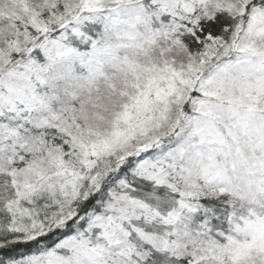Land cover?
Masks as SVG:
<instances>
[{
    "label": "rangeland",
    "instance_id": "rangeland-1",
    "mask_svg": "<svg viewBox=\"0 0 264 264\" xmlns=\"http://www.w3.org/2000/svg\"><path fill=\"white\" fill-rule=\"evenodd\" d=\"M89 1L0 0V20L6 21L5 15L9 20L5 28L0 23V36L9 39L13 28L19 26L21 31L16 35L21 33L28 40L26 33L35 26L29 16L33 9H43L50 16L57 12L70 14L88 6ZM92 1L111 6L115 20L110 25L105 23L98 42L92 43L86 52L54 43L52 64L36 71L35 79L27 80V96L20 97L22 108L17 110V115L22 110V122L30 118L43 129H55L71 137L73 132H78L81 136L74 140L70 150L76 159L61 165L63 160H59V149H56L49 158H44L48 159L47 168L54 165V175L49 178L47 168H40L44 159L35 146L46 137L45 133L29 142V137H33L31 130L27 136L17 134L14 128L0 130L2 137L7 138L0 148V176L9 177V189L5 191L12 193L11 197L5 195L2 205L8 218L5 230L14 231L17 240L27 241L45 235L58 223L66 224L73 219L75 215L70 208L74 203L63 212L62 208L70 203L62 206L63 201H76L86 185L91 187L100 178V172H90L89 149H93L94 155L110 158L102 159L100 170L103 172H110L131 158L136 163L135 174L153 182L172 183L171 190L177 192L178 200L169 202L166 215L155 213L160 216L162 236L159 237L164 240L161 246L164 250L189 255L197 264H253L257 259L256 264H264V176L257 180L247 170L252 162L253 169L264 172V7L253 9L239 35L230 37L231 43L234 42L232 47L227 42L219 44V39L207 38L192 57L179 41V35L184 30L192 32L199 15L217 9L233 16L241 15L246 5L243 0H155L161 9L157 12H148L140 4L143 0ZM134 2L138 7L126 11L125 7ZM24 19L27 23L22 22ZM230 48L234 54L211 77L192 78V72L210 64L212 57L218 55L219 59L227 55ZM1 51L0 62H5L7 56ZM174 53L179 62L172 57ZM156 58L161 61L160 65ZM84 80L92 87L82 97V106L77 110L64 106L62 96L67 93L66 100L73 103L71 99L80 95ZM186 90L200 94H195L190 102L198 120L189 134L191 143H179L155 157L145 154L147 149L164 143V138L143 137L135 141L134 138L146 133L145 122L165 120L164 110L157 112L159 106L164 107L168 97L180 102ZM113 95L125 96L127 102L122 104L120 113L113 114L112 122H108L101 119L99 112L108 106ZM8 99L12 100V96ZM11 102L0 99V114L11 110ZM135 124L139 125L138 131H134ZM112 129L114 135L102 145H96L93 137ZM194 142L200 147L196 148ZM199 179L203 180L201 185ZM45 182L47 185L42 191ZM199 186L205 190H199ZM118 187L124 188L120 183ZM227 190L232 192L231 198H237L227 207V232L217 231V236H212L201 219L199 210L204 209L193 199L212 193L221 195ZM45 192L50 197L58 196L55 201L51 200L53 210L55 206L60 216L35 221L28 208ZM0 196L2 201L4 194ZM121 200L129 199L122 196ZM131 212L126 215L129 220L151 221L154 216L149 211L142 217ZM207 213L204 210L205 217ZM127 233L96 221L59 241L45 254L8 264H127L133 262L132 258L137 263V257H143V253L130 247ZM134 233L142 242L155 245L154 236L148 238L139 231Z\"/></svg>",
    "mask_w": 264,
    "mask_h": 264
},
{
    "label": "trees",
    "instance_id": "trees-1",
    "mask_svg": "<svg viewBox=\"0 0 264 264\" xmlns=\"http://www.w3.org/2000/svg\"><path fill=\"white\" fill-rule=\"evenodd\" d=\"M242 2L246 5L245 12L241 13V15L233 16L226 10L222 11L221 9L211 11L201 16L199 15L192 32H186L184 30L181 35H179L181 37L179 41L183 44L186 49L185 51L193 55L192 57H195L198 50H200L201 44L206 42L205 40L207 38L219 39L221 40L219 44L227 42V44L232 47L234 42L231 43L230 37L234 38L239 35L241 29L245 26L243 24L246 20H249L252 15L253 9L264 7V0H243ZM156 3L157 1L155 0H143L140 4L143 5L144 8L149 9L147 10L148 12H157V9L161 11L159 8L160 4ZM32 5L33 3L31 6ZM130 7H138V4L136 2L131 3V6L125 7L126 11L129 10L130 12ZM151 7L153 9H151ZM25 8L26 7L23 9L25 10ZM24 12L28 13L29 11ZM113 14L111 6H104L92 0L89 1L88 6L81 7L76 12L70 14L57 12L56 15L50 16L43 9H33L32 16L31 11L29 16L32 18L35 26L26 33L28 34V40L24 39L21 33L20 35H16V32L18 33L21 31L19 26L13 28L12 32L14 33L11 34L9 39H3V36H0V49L3 50L1 52L7 56L5 57V62H0V99L6 102L12 101L10 106L11 110L1 111L0 130L9 131L11 128H14L17 134L21 136H27L31 130L33 132V137H29V142H34V139L39 137L40 134L45 133L46 137L35 144L41 159L49 158V155L56 149H59V160H63L61 165L72 159H76V155L70 152V150L73 146L72 144L75 142L74 140L81 135L75 130V132H73L74 137H71L69 134L65 135V133H61L55 129H43V126L36 125L35 122H33L34 120H30V118H28L26 122H22V110L17 115V110L22 108V106L19 105L20 97L27 96V80L35 79L34 75L36 71H41L42 68L46 66L49 67L52 64V49L54 43L59 42L64 47L71 48L73 51L86 52L91 47L92 43L98 42L97 37L105 23L110 25V22L115 20V17H112ZM4 18H7L6 21L0 20L1 28L7 27L9 23L8 15H5ZM22 22L27 23L26 19L22 20ZM16 36L18 37L17 40ZM182 51L183 50L178 53H182ZM228 52L227 55L221 56L219 59L217 58L218 55L212 57L210 59V64L199 67L198 70L192 72L190 75L193 79L196 78V80H204L211 77V74L218 70V66L223 65L226 60H229V56L234 54L231 53L233 52L231 48ZM172 57L177 62L180 61L176 58L175 53ZM156 59V63L160 65L161 61L158 58ZM85 81L86 80L83 81L84 85L81 86L80 95H76L75 98L71 99L73 103L69 99L66 100L68 96L67 93L62 96L63 100H65L64 106L65 104L66 106L69 105L70 108L73 107L74 110L82 106V97L85 96L86 90L92 87ZM58 91H60L59 88ZM185 92L186 96L180 100V102H177L173 97H168L165 106H159L157 109L159 113L164 110L163 115L165 116V120H154L150 123L145 122L143 128L146 126V133H141V135L134 138V141L141 140L143 137L152 139L158 137V140L159 138H164L162 140L164 143L159 144L158 147L147 149L144 151L145 154L147 153L155 157L164 154L167 150L173 149L179 143V145L185 142L191 143L192 137H189V134L192 131L193 124L198 120L195 119V111L192 109L190 102L195 94H200L193 90L190 92L186 90ZM126 93L128 94V92ZM9 96H12V100L8 99ZM125 99V96L113 95L108 106L99 112L101 119L112 122L113 114L115 112L120 113L119 110L122 104L127 102ZM74 102L76 105H74ZM57 104L60 107V103L58 102ZM201 119H204L203 116ZM138 126L139 125L135 124L134 131H138ZM165 134L170 136L165 138ZM113 135V129L110 131L106 130L101 135L93 137V140L96 142V145H102L105 140ZM2 136L4 137L2 132H0V148H3V142L7 140L6 137L3 138ZM141 143L143 142L139 144ZM194 145L196 148L200 147L198 143ZM89 157L88 161L91 166L90 172H100V178H98L91 187L86 185L84 191L79 193L78 196L80 197L76 198V201L73 199H69V201L65 202L63 201L62 206L70 202L66 207L62 208L63 212L69 209L71 204L74 203L70 210L73 211L75 217L66 222V224L58 223L45 235L27 241L17 240L14 231L10 229L5 230L8 224V218L4 215L5 211L2 210V205L3 201L6 200L4 198L5 195L11 197L12 193L5 191L9 189V177L0 176V194H4L2 201L0 199V264H8L30 258L31 256L45 254L57 245L59 241L68 236L76 235L81 232V229L84 230L89 224H93L96 221L107 225H114L118 229L128 232L126 236L130 247L133 248L134 251H142L143 257L139 255L137 257V263H134V259L132 258L133 262H127V264H197L191 260L189 255L172 254L161 247L164 240H161L159 237L162 236L159 230L160 222L158 221L160 216L155 213L166 215V211L170 208L169 202H174L176 199L178 200V195L175 194L177 192L171 190V188H173L172 183H170V185L161 181L153 182L147 177H140L135 174L134 170L136 163L130 160L131 158H128V160L118 168L106 173L101 171L100 168L104 161L102 159H110L109 157L105 158L106 155L104 154L94 155L93 149H89ZM46 160H42V166L39 165L41 169L42 167L47 168ZM251 161L252 159L250 162ZM53 166H51L50 169L47 168L48 171L46 176L49 178L54 175ZM248 166L247 170H249V175L251 177L257 180L259 178L263 179L264 172L253 169L252 162ZM198 182L201 185L203 180L199 179ZM119 183L122 184L124 188H120L119 190ZM46 185L47 183L45 182L41 188L42 191L45 190L44 187ZM198 188H200L199 190H205L201 186ZM44 194L43 196L40 195L37 197L35 199L36 204L28 208L31 209V215L35 221L43 222L45 218L57 219L60 216V213H57L55 210V206L53 210L52 205V202L55 201L58 196L50 197L47 192ZM230 194L233 195L230 190H227V193L224 191L221 195L212 193L209 196L205 195L193 199L194 202L198 203V206L202 207L201 209L208 212V215L205 217L204 210H199L202 214L201 219L205 222V225L209 227V234L212 236H217L215 235L217 231L224 234L227 232L228 223L225 217L228 209L227 207H229L228 204L230 202L234 203L237 199L235 196L231 198ZM122 196H125L131 201L126 200L123 202L121 200ZM110 205L113 206L111 207ZM131 210L134 211L131 212ZM148 211L154 214L151 221H149V219L148 221L146 219L141 220V218L139 221L136 220V218L129 220L126 216L131 212L134 216L140 213L142 217V215L148 214ZM145 217L148 218V216ZM206 218L207 221L205 220ZM63 228L65 230H63ZM134 231H139L143 236H149L148 238H153L151 236H154L155 245L147 244L145 241L142 242L141 237L137 236ZM259 257L260 255H257V258ZM257 261H259V259H257ZM257 261L253 264H256Z\"/></svg>",
    "mask_w": 264,
    "mask_h": 264
}]
</instances>
